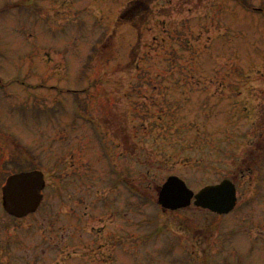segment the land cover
Masks as SVG:
<instances>
[{"label": "rangeland", "instance_id": "obj_1", "mask_svg": "<svg viewBox=\"0 0 264 264\" xmlns=\"http://www.w3.org/2000/svg\"><path fill=\"white\" fill-rule=\"evenodd\" d=\"M132 1L0 0V180L5 161L78 162L55 178L60 228L0 207V264L98 263L114 202L107 264H264V0H153L119 23ZM71 169L92 189L73 187ZM171 176L195 192L230 179L238 206L163 212L156 190Z\"/></svg>", "mask_w": 264, "mask_h": 264}, {"label": "water", "instance_id": "obj_2", "mask_svg": "<svg viewBox=\"0 0 264 264\" xmlns=\"http://www.w3.org/2000/svg\"><path fill=\"white\" fill-rule=\"evenodd\" d=\"M44 187L45 182L39 172L10 177L3 189L6 211L16 218H23L35 212L41 203ZM194 198L196 207L227 215L236 207L237 190L232 182L224 181L219 185L206 187L194 195L185 182L171 177L160 191L159 205L174 211L190 206Z\"/></svg>", "mask_w": 264, "mask_h": 264}, {"label": "flooded vegetation", "instance_id": "obj_3", "mask_svg": "<svg viewBox=\"0 0 264 264\" xmlns=\"http://www.w3.org/2000/svg\"><path fill=\"white\" fill-rule=\"evenodd\" d=\"M106 117V116H105ZM117 136H119V134H116ZM117 144V145H116ZM120 147H121V144L120 143H118V142H115V146H114V154H113V151L110 149V152H111V154H110V160H114L115 158H116V153L119 151V149H120ZM62 151V150H61ZM60 151V152H61ZM66 154V153H65ZM65 154H61L60 153V155H59V157H61V159H60V161L63 163L62 165H61V171H58L56 168H53V167H49V166H40V165H37V170L38 171H41V172H43L44 173V175H45V179H46V182H47V185H46V187H45V190H44V192H43V201H42V203H41V206H40V208L38 209V216L39 215H42V217H44L45 215H46V217L45 218H41V220L43 221V222H47L48 221V219H47V217L48 216H50V219L53 221V223H54V226H56L57 228H60V226H59V223H60V220H59V218H58V216H60L59 215V210L57 209V208H55L57 205H56V202H55V200H54V197L56 196V197H60L61 196V194H60V192L61 191H59V189L61 188V185H62V178H60V179H56L55 180V178H57L58 177V175H59V173L60 174H64L65 172H66V170H67V172H68V170H69V168L70 167H76L77 166V164H78V162L75 160H73V161H71L70 163H69V165H66L65 163H64V160H63V156L65 155ZM104 153L102 154L101 153V156H100V158H99V162L101 163L102 161H105L104 160ZM118 161H119V159L117 158L116 159V161H115V163H118ZM6 163H8V165L10 164V162L8 161V162H6ZM6 163H3V166H2V169H1V182H0V196L2 195V183H3V181L4 180H2L3 178H5V176H6V171L4 170V168L7 166L8 167V165H6ZM6 165V166H5ZM47 167H49V168H51V171L50 172H48L47 171ZM71 173H67L66 174V176H67V178L69 179V180H71L70 181V183H72V185H73V187H75L77 190H85V191H87L88 192V190L89 189H92L91 187H90V184H91V179L90 178H88L89 176L87 175V173H85L86 171H76L75 169H71ZM71 175V176H70ZM114 179V178H113ZM112 179V180H113ZM90 180V181H89ZM111 180V181H112ZM110 181V182H111ZM93 183L94 184H96L94 181H93ZM119 186H120V178H118V176H117V173L115 172V179H114V181L110 184V187L111 188H113V190H114V194H116V192H117V188L119 189ZM110 187H108L109 188V190L111 189ZM52 189V191L49 193L48 191H49V189ZM95 189L96 190H98L99 188L98 187H95ZM100 192V191H99ZM98 192V193H99ZM158 192V190H156V193ZM56 199V198H55ZM86 199H87V195H86ZM115 203V206H114V212L116 213L117 212V203L116 202H114ZM86 207V206H85ZM87 208V207H86ZM88 209V208H87ZM86 209V210H87ZM89 210V209H88ZM70 216V215H69ZM74 215L72 214L71 216H70V218H68V220L71 222V224H70V226H66V228L68 229V230H71V234H69L68 236H70V238L73 236L72 234L74 233V236H75V233H76V228H75V224H74V221H75V216L73 217ZM81 226V225H80ZM82 227V226H81ZM61 229H63V227H61ZM80 232H81V230H79ZM83 235H85V232H86V230H85V228L83 229ZM111 234H112V231H110V233L108 234V236L110 237L111 236ZM80 236V235H79ZM117 235H116V233H114V237H116ZM63 237V236H62ZM104 237H106V236H104ZM69 238V239H70ZM73 238V237H72ZM68 239V240H69ZM80 239L81 240H83V237H82V235L80 236ZM109 250V249H108ZM105 256H109L108 258H110L112 255H111V250H109V254L108 255H105ZM73 257V255H69V257H68V259H71ZM104 259V256H102L101 257V261L100 262H98V263H96V264H107L108 262H110L109 261V259ZM104 259V261H102ZM108 261V262H107ZM71 263V262H70ZM78 263V262H77ZM80 264V263H79Z\"/></svg>", "mask_w": 264, "mask_h": 264}, {"label": "trees", "instance_id": "obj_4", "mask_svg": "<svg viewBox=\"0 0 264 264\" xmlns=\"http://www.w3.org/2000/svg\"><path fill=\"white\" fill-rule=\"evenodd\" d=\"M153 0H141V1H139L138 3H143V4H148V3H150V2H152ZM137 3H135L134 2V7H135V5H136ZM133 5V4H132ZM130 9H132L131 7H129L127 10H126V12L124 13V15L123 16H121L120 17V20H119V22H122L123 20H128L127 18H126V16L128 15L127 13L130 11ZM135 15V14H134ZM135 26V25H134ZM16 171H21V170H23V167L22 166H20V165H17V166H15V168H14Z\"/></svg>", "mask_w": 264, "mask_h": 264}]
</instances>
